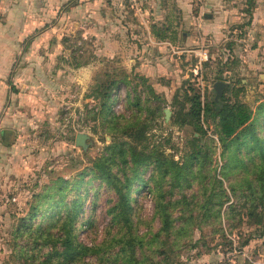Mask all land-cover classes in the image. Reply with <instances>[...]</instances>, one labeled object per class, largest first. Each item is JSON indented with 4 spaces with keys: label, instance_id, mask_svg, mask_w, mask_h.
Here are the masks:
<instances>
[{
    "label": "rangeland",
    "instance_id": "rangeland-1",
    "mask_svg": "<svg viewBox=\"0 0 264 264\" xmlns=\"http://www.w3.org/2000/svg\"><path fill=\"white\" fill-rule=\"evenodd\" d=\"M1 3L0 23L12 60L8 97L0 114V264H21L14 257V230L37 202L39 208L47 206L41 196L53 194L63 179L70 182L64 189L67 198L75 197L69 188L81 178L78 173L89 168L113 139H125L105 129L99 117L93 118L99 106L92 92L95 86L116 80L112 106L119 124L145 121L147 141L174 160L184 162L194 149L193 136L198 137L197 147L208 149L200 169L217 176L227 153L220 157L223 146L213 125L203 122L202 135L194 125L173 122L179 110L189 107L185 94H200L209 101L215 97L214 83L221 80L227 85L220 96L235 99L237 93L254 112L264 102L262 0L252 5L247 0ZM137 97L139 107L132 103ZM79 132L87 134L84 147L75 142ZM240 156L247 158L244 152ZM242 174L240 167H232L229 180ZM143 176H149L148 168ZM229 180H223V187L230 195ZM89 182L82 217L92 216L95 226L78 230L79 240L88 245L101 240L110 220L107 208L116 198L98 180ZM196 189L194 182L185 193ZM176 193L174 199L180 197ZM135 196L132 213L139 217L138 233H155L160 224L153 217L151 193L141 190ZM39 216L40 212L34 222ZM218 227L194 225L178 242L160 248L170 254L171 264H264L261 229L237 218H225L223 231H214ZM85 261L96 264V256Z\"/></svg>",
    "mask_w": 264,
    "mask_h": 264
},
{
    "label": "trees",
    "instance_id": "trees-1",
    "mask_svg": "<svg viewBox=\"0 0 264 264\" xmlns=\"http://www.w3.org/2000/svg\"><path fill=\"white\" fill-rule=\"evenodd\" d=\"M253 1L247 0L250 5ZM116 84L112 80L95 86L92 92L99 99V106L93 118L99 117L105 129L113 135L120 132L125 139H113L89 168L78 173L81 178L69 188L75 197L67 198L64 189L70 182L63 179L58 180L53 194L41 196L47 206L39 208L37 202L14 230L15 260L21 264H90L85 258L94 255L96 264H171L170 254L160 247L169 241L178 242L194 225L202 229V224H218L214 231H223L225 218L231 221L237 218L239 223L244 220L247 225L261 229L258 236L262 237L264 134L259 131L264 130V102L254 112L236 97L237 93L235 99L223 94L209 101H203L200 94H185L189 107L185 112L179 110L173 122L181 127L194 125L195 132L202 135L206 134L203 122L213 125V134L223 146L220 157L225 158L227 153L217 176L200 169L208 157V149L197 147L198 137L193 136L194 149L187 153L184 162H179L147 141L149 124L145 121L126 120L119 124L112 106ZM132 103L139 107L140 98ZM242 152L247 158H241ZM232 167H240L242 176L229 180ZM147 168L149 176L144 178L143 171ZM86 175L89 177L83 181ZM91 178L98 180L99 186L105 185L116 198L107 208L110 220L101 240L88 245L79 240L78 230L82 225L90 229L95 226L92 216L86 220L82 217ZM223 180H229L230 195L225 192ZM194 182L197 189L187 196L185 189ZM141 190L151 193L153 198V217L160 224L155 233H138L139 217H133L132 209L135 194ZM175 193L180 197L174 199ZM174 211L179 215L173 216ZM39 212V219L34 222Z\"/></svg>",
    "mask_w": 264,
    "mask_h": 264
},
{
    "label": "crops",
    "instance_id": "crops-1",
    "mask_svg": "<svg viewBox=\"0 0 264 264\" xmlns=\"http://www.w3.org/2000/svg\"><path fill=\"white\" fill-rule=\"evenodd\" d=\"M1 1L3 0H0V7L2 4ZM3 28V24L0 23V114L3 103L8 97L7 75L12 60L7 45L8 38L7 35H5V32L2 31ZM2 32H4V34Z\"/></svg>",
    "mask_w": 264,
    "mask_h": 264
},
{
    "label": "water",
    "instance_id": "water-1",
    "mask_svg": "<svg viewBox=\"0 0 264 264\" xmlns=\"http://www.w3.org/2000/svg\"><path fill=\"white\" fill-rule=\"evenodd\" d=\"M227 85V82H224V81H221V80H217L215 83H214V89L216 91L215 93V99H217L221 93H222V88ZM165 112V117L168 118L169 117V110L168 109H165L164 110ZM87 137V134H85L84 132H79L76 134L75 136V142L76 144H79L81 146H85V139Z\"/></svg>",
    "mask_w": 264,
    "mask_h": 264
}]
</instances>
